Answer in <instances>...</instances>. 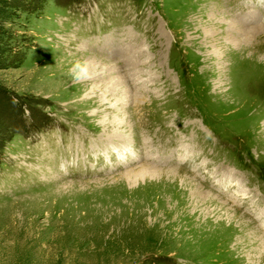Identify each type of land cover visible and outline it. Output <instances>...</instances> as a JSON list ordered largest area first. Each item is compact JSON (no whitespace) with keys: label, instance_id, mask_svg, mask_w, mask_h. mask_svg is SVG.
<instances>
[{"label":"rangeland","instance_id":"rangeland-1","mask_svg":"<svg viewBox=\"0 0 264 264\" xmlns=\"http://www.w3.org/2000/svg\"><path fill=\"white\" fill-rule=\"evenodd\" d=\"M261 54L264 0H0V264H264Z\"/></svg>","mask_w":264,"mask_h":264},{"label":"bare ground","instance_id":"bare-ground-1","mask_svg":"<svg viewBox=\"0 0 264 264\" xmlns=\"http://www.w3.org/2000/svg\"><path fill=\"white\" fill-rule=\"evenodd\" d=\"M261 31H263L262 30V28L261 27H256V28H253V32H257V33H260ZM261 55H264V54H261ZM262 60H264L263 58H262V56H259ZM256 72L255 71H253V72H250V71H248V70H243V74H242V77L240 78V81H242V84H244V83H249V82H252V81H254V82H256V74H255ZM258 84V83H257ZM259 88V87H258ZM246 92V94L247 95H249V96H251V95H253V92L251 91V89H249V90H247V91H245ZM258 94V93H257ZM255 99L254 100H256V97H254ZM262 131L264 132V127H262ZM259 130V129H258ZM260 133H262V132H260ZM243 234L247 237V238H249L250 239V242L253 244L252 245V248L251 249H249V251L252 253V255H255L256 256V258L258 257V256H262L263 258H264V254L263 253H260V251H259V246L263 243V241H264V238H263V236L261 235V233H257V234H251V233H249V230L247 231V229H245L244 231H243ZM260 244V245H259ZM255 251H257V253H254ZM250 257V256H249ZM254 264H257L256 263V261H254ZM258 264H260V263H258Z\"/></svg>","mask_w":264,"mask_h":264},{"label":"clouds","instance_id":"clouds-1","mask_svg":"<svg viewBox=\"0 0 264 264\" xmlns=\"http://www.w3.org/2000/svg\"><path fill=\"white\" fill-rule=\"evenodd\" d=\"M69 74L73 82L89 79L92 75V62L87 59L76 60L69 69Z\"/></svg>","mask_w":264,"mask_h":264}]
</instances>
